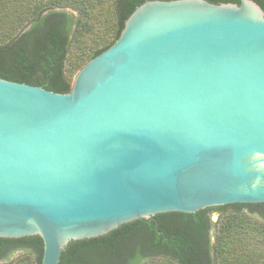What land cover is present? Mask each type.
I'll return each mask as SVG.
<instances>
[{
	"label": "water",
	"instance_id": "95a60500",
	"mask_svg": "<svg viewBox=\"0 0 264 264\" xmlns=\"http://www.w3.org/2000/svg\"><path fill=\"white\" fill-rule=\"evenodd\" d=\"M264 203V9L147 0L69 92L0 77V237L71 240Z\"/></svg>",
	"mask_w": 264,
	"mask_h": 264
},
{
	"label": "trees",
	"instance_id": "16d2710c",
	"mask_svg": "<svg viewBox=\"0 0 264 264\" xmlns=\"http://www.w3.org/2000/svg\"><path fill=\"white\" fill-rule=\"evenodd\" d=\"M145 1L0 0V77L69 92L73 75L115 42ZM256 1L264 9V0ZM211 209L219 219L209 235ZM17 249L26 253L2 264H41L39 235L0 237V259ZM58 264H264V203L136 219L98 237L71 240Z\"/></svg>",
	"mask_w": 264,
	"mask_h": 264
},
{
	"label": "rangeland",
	"instance_id": "374dc122",
	"mask_svg": "<svg viewBox=\"0 0 264 264\" xmlns=\"http://www.w3.org/2000/svg\"><path fill=\"white\" fill-rule=\"evenodd\" d=\"M77 74V73H76ZM75 74V75H76ZM75 75H73V80L75 78ZM73 83V81H72ZM232 210V207H230ZM211 215H212V222H213V226L212 229L215 230L218 219H219V214H217V212H215L214 210L211 211ZM26 252H24L23 250H14L8 257L6 258H1L0 259V264L2 263H12L14 261H16L18 258H20L21 256H23Z\"/></svg>",
	"mask_w": 264,
	"mask_h": 264
},
{
	"label": "flooded vegetation",
	"instance_id": "af4514ba",
	"mask_svg": "<svg viewBox=\"0 0 264 264\" xmlns=\"http://www.w3.org/2000/svg\"><path fill=\"white\" fill-rule=\"evenodd\" d=\"M212 208V207H211ZM212 210H214L215 212H217V214H219V211L218 210H215V209H211V210H209L208 211V215H210V217L212 218V213H211V211ZM211 221H212V219H211ZM212 226H213V222H212ZM214 233V230L211 228V230L209 231V235H211V234H213Z\"/></svg>",
	"mask_w": 264,
	"mask_h": 264
}]
</instances>
